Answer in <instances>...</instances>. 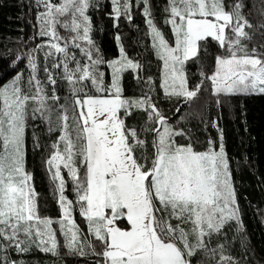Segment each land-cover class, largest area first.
I'll return each mask as SVG.
<instances>
[{"label":"snow or ice","instance_id":"obj_1","mask_svg":"<svg viewBox=\"0 0 264 264\" xmlns=\"http://www.w3.org/2000/svg\"><path fill=\"white\" fill-rule=\"evenodd\" d=\"M24 8L32 33L5 37L0 56L14 72L0 75V264H264L235 177L251 158L230 155L220 123L226 100L264 95V0ZM101 13L117 55L97 39Z\"/></svg>","mask_w":264,"mask_h":264},{"label":"trees","instance_id":"obj_2","mask_svg":"<svg viewBox=\"0 0 264 264\" xmlns=\"http://www.w3.org/2000/svg\"><path fill=\"white\" fill-rule=\"evenodd\" d=\"M106 2V0H105ZM26 0H0V56L3 55L4 38L19 35L18 29L24 27L29 34L32 33L31 25L25 23L23 13ZM259 0H249V7L258 4ZM252 18L257 19L256 9H253ZM136 23L143 29V21L139 16ZM97 28H103V31L97 32V39L104 47L107 55L114 56L118 54V49L114 40V30L111 21L102 13L96 18ZM128 32L127 27L123 29ZM132 35H137L132 33ZM12 45L9 44L8 47ZM11 76L14 72L7 69L6 63L0 60V75ZM131 89V80H129ZM134 90V89H132ZM241 104L246 111L248 131L245 132L244 117L241 115ZM217 113L216 106L213 104L212 115ZM221 126L226 130L227 147L230 155L234 158L247 156L251 158V165H245L241 162L240 169L236 172V182L240 197V204L244 210V219L251 233V242L257 252L264 249V226L260 223V217L255 215V206L264 208V187H261V179L264 178V95L253 94L246 97H236L225 101L223 108V119ZM213 135L215 131L211 130ZM243 139V144L241 140ZM29 166L34 169L36 175L37 189L48 197L47 207L55 214L56 207L51 199L49 192L48 179L41 165L39 153L35 156L29 153ZM235 167V159L233 162ZM264 254V253H262ZM31 264H51L52 257L40 253H34L28 257ZM61 264V262H57ZM69 264H75V261H69Z\"/></svg>","mask_w":264,"mask_h":264}]
</instances>
